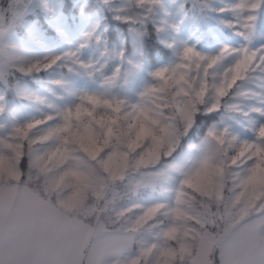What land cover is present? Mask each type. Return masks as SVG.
<instances>
[{
	"label": "snow or ice",
	"instance_id": "1",
	"mask_svg": "<svg viewBox=\"0 0 264 264\" xmlns=\"http://www.w3.org/2000/svg\"><path fill=\"white\" fill-rule=\"evenodd\" d=\"M0 264H264V0H0Z\"/></svg>",
	"mask_w": 264,
	"mask_h": 264
}]
</instances>
